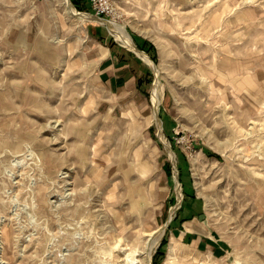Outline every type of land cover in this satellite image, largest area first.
<instances>
[{"label":"rangeland","instance_id":"obj_1","mask_svg":"<svg viewBox=\"0 0 264 264\" xmlns=\"http://www.w3.org/2000/svg\"><path fill=\"white\" fill-rule=\"evenodd\" d=\"M70 1L0 0V264H264V0Z\"/></svg>","mask_w":264,"mask_h":264},{"label":"bare ground","instance_id":"obj_2","mask_svg":"<svg viewBox=\"0 0 264 264\" xmlns=\"http://www.w3.org/2000/svg\"><path fill=\"white\" fill-rule=\"evenodd\" d=\"M65 4H66V7L68 9V11L72 14V15H76L78 17H80L81 19L83 20H97L98 22L100 23H104V24H108V25H111L112 22L108 19H105V18H101V17H97V16H94L90 13H85V12H79L77 9H75L72 5H71V1L70 0H64ZM112 29H113V32L114 34L117 36V38L119 40H121L125 45H127L129 48H131L132 50H134L138 55H140L143 59H145L146 61H148L149 63H151L155 68L156 70L157 69V66L156 64L153 62V60L145 53L143 52L142 50H140L133 38L125 32V30L123 28H116L114 26H111ZM124 45V46H125ZM162 85H160V83L158 81L155 82L154 84V88H153V100H154V103L155 105L154 106H158L160 104V99H161V95H162ZM157 113V112H156ZM157 115V114H156ZM158 118V117H157ZM158 120V119H157ZM159 125L161 126V121H159ZM159 126V127H160ZM169 147V146H168ZM171 154L172 156L174 155L171 151ZM180 187V186H179ZM180 191V199H181V196H182V193H181V190ZM180 204V203H179ZM120 215V214H119ZM116 217V216H115ZM158 241V236H157V232H154L150 238H149V244H147V247H149L148 250H151V248L153 247L154 243H156ZM147 242V241H146ZM133 243V242H132ZM119 246V245H118ZM116 246V247H118ZM143 246V245H142ZM155 247V246H154ZM131 249V248H130ZM142 252V251H141ZM145 252V251H144ZM149 252V251H148ZM143 253V252H142ZM145 254V253H144ZM132 256V255H131ZM130 259V258H129ZM140 259V258H139ZM148 260H149V264H152V260H151V254L149 253L148 254ZM128 261V259H127ZM131 264H141V261L140 260H135V259H132V261L130 262Z\"/></svg>","mask_w":264,"mask_h":264},{"label":"crops","instance_id":"obj_3","mask_svg":"<svg viewBox=\"0 0 264 264\" xmlns=\"http://www.w3.org/2000/svg\"><path fill=\"white\" fill-rule=\"evenodd\" d=\"M124 52L125 51H123V52L120 51L119 52V54L122 53V55H123V56L121 55V58H118L117 57L116 52L115 53L112 52V57L115 56V59L116 60L115 61H110V60L107 59L108 60L107 61V67L103 70V73L109 72L110 70H112L114 68V66H117L118 64H120V66L118 68H115L116 70H118L119 68H124V67L126 68L127 67L126 65H128L130 67V64H125L124 63V60H129L130 59V56L127 53L124 54ZM126 55H128V56H126ZM112 57L110 59H112ZM121 62L124 63V64H122ZM135 62H138V60L136 59V57H135ZM132 74H134V73H132ZM119 77H121V76L120 75H117L116 76V79L115 80H117V83L121 81V80H118ZM190 225H192V224H190ZM187 233L185 235V239H187V241L190 240L189 237H191V239L195 240V237L194 236H197L198 234H201V236L202 235H205V233L202 230H200V228L196 224H193V227L191 229L190 228H187Z\"/></svg>","mask_w":264,"mask_h":264},{"label":"built area","instance_id":"obj_4","mask_svg":"<svg viewBox=\"0 0 264 264\" xmlns=\"http://www.w3.org/2000/svg\"><path fill=\"white\" fill-rule=\"evenodd\" d=\"M94 8L97 10V15L106 14L113 6L115 0H91Z\"/></svg>","mask_w":264,"mask_h":264},{"label":"trees","instance_id":"obj_5","mask_svg":"<svg viewBox=\"0 0 264 264\" xmlns=\"http://www.w3.org/2000/svg\"><path fill=\"white\" fill-rule=\"evenodd\" d=\"M160 253H162L161 255L164 256L165 255V251L163 249L159 250V255ZM159 263V260H156L155 259V264H158Z\"/></svg>","mask_w":264,"mask_h":264}]
</instances>
